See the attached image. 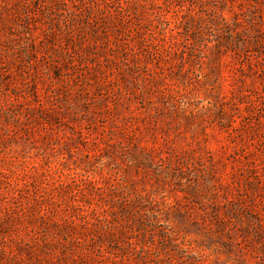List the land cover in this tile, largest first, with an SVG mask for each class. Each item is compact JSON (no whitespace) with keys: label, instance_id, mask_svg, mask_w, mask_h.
<instances>
[{"label":"rangeland","instance_id":"obj_1","mask_svg":"<svg viewBox=\"0 0 264 264\" xmlns=\"http://www.w3.org/2000/svg\"><path fill=\"white\" fill-rule=\"evenodd\" d=\"M0 264H264V0H0Z\"/></svg>","mask_w":264,"mask_h":264}]
</instances>
